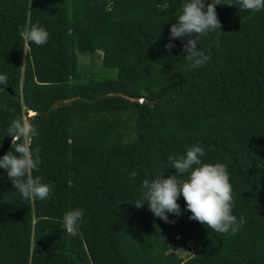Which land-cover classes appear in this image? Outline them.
<instances>
[{
  "label": "trees",
  "instance_id": "obj_1",
  "mask_svg": "<svg viewBox=\"0 0 264 264\" xmlns=\"http://www.w3.org/2000/svg\"><path fill=\"white\" fill-rule=\"evenodd\" d=\"M184 2L0 0V158L14 152L10 123L27 121L38 135L19 142L52 186L25 200L0 168V264H264V9L221 0V32L198 38L210 59L188 69V38L170 37ZM29 19L46 44L21 38ZM97 50L114 75L79 80L77 54ZM197 143L203 162L227 166L232 212L246 220L235 235L190 220L182 195L169 222L132 204L143 180L175 172L169 155ZM77 208L71 236L62 219Z\"/></svg>",
  "mask_w": 264,
  "mask_h": 264
},
{
  "label": "clouds",
  "instance_id": "obj_2",
  "mask_svg": "<svg viewBox=\"0 0 264 264\" xmlns=\"http://www.w3.org/2000/svg\"><path fill=\"white\" fill-rule=\"evenodd\" d=\"M238 3L246 11L264 9V0H238ZM219 4H223L221 0H210L205 10V0H185L176 22L170 27L172 39L188 38L183 42L188 69L202 67L210 59L198 47V38L222 28L216 12V5ZM20 35L26 44L34 43L37 46L46 44L49 38L47 30L32 24L30 19ZM165 47L171 50L174 45L169 42ZM0 85H7L6 75H0ZM7 135L12 137L14 152L10 150L0 158V168L7 169L8 178L25 200L50 198L52 186L32 175L41 163L38 153L33 154L29 143L19 142L21 137L38 135L36 129L27 121L15 119L10 123ZM204 154V148L197 143L188 147L184 154L169 155L168 161L175 172L153 180H143L140 198L132 204L141 208L147 201L154 216L169 222V213L181 215L177 201L182 195L186 209L191 213L190 220L198 221L218 233L235 235L246 220L243 216L238 220L232 212L233 189L227 166L220 162H203L201 158ZM137 175L133 171L129 178L135 179ZM82 217L83 210L79 208L64 213L62 226L67 234L77 235Z\"/></svg>",
  "mask_w": 264,
  "mask_h": 264
},
{
  "label": "rangeland",
  "instance_id": "obj_3",
  "mask_svg": "<svg viewBox=\"0 0 264 264\" xmlns=\"http://www.w3.org/2000/svg\"><path fill=\"white\" fill-rule=\"evenodd\" d=\"M79 80L97 79L106 76H113L114 69H105L101 65L100 51H94L90 54H77ZM190 244L185 242L177 253L181 259H185L190 254Z\"/></svg>",
  "mask_w": 264,
  "mask_h": 264
},
{
  "label": "water",
  "instance_id": "obj_4",
  "mask_svg": "<svg viewBox=\"0 0 264 264\" xmlns=\"http://www.w3.org/2000/svg\"><path fill=\"white\" fill-rule=\"evenodd\" d=\"M28 114L30 115V114H33V112L32 111H28ZM8 142H9V139H3L2 140V147H1V149H0V154H1V152L3 151V149L6 147V145L8 144Z\"/></svg>",
  "mask_w": 264,
  "mask_h": 264
},
{
  "label": "built area",
  "instance_id": "obj_5",
  "mask_svg": "<svg viewBox=\"0 0 264 264\" xmlns=\"http://www.w3.org/2000/svg\"><path fill=\"white\" fill-rule=\"evenodd\" d=\"M178 237H179V236H178V235H176V236H175V239H177Z\"/></svg>",
  "mask_w": 264,
  "mask_h": 264
}]
</instances>
